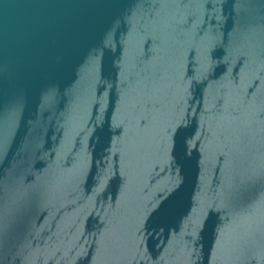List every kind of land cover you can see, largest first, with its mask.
<instances>
[{
  "label": "water",
  "instance_id": "water-1",
  "mask_svg": "<svg viewBox=\"0 0 264 264\" xmlns=\"http://www.w3.org/2000/svg\"><path fill=\"white\" fill-rule=\"evenodd\" d=\"M0 264H264V0H0Z\"/></svg>",
  "mask_w": 264,
  "mask_h": 264
}]
</instances>
